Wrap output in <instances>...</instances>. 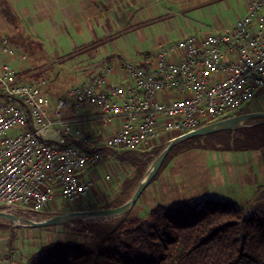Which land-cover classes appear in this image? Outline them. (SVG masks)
<instances>
[{
    "label": "built area",
    "instance_id": "built-area-1",
    "mask_svg": "<svg viewBox=\"0 0 264 264\" xmlns=\"http://www.w3.org/2000/svg\"><path fill=\"white\" fill-rule=\"evenodd\" d=\"M247 4L232 27L159 44L142 63L128 64L121 80L109 82V66L57 98L46 78L28 81L0 65L4 211L40 213L55 195L80 201L93 186L82 173L105 161L99 148L144 149L164 135L174 138L236 115L253 102L264 88V0ZM9 44L4 39L1 49L13 55ZM81 108L87 111L79 114ZM114 119L118 126L108 135ZM13 256L0 244V264H10Z\"/></svg>",
    "mask_w": 264,
    "mask_h": 264
},
{
    "label": "rangeland",
    "instance_id": "rangeland-1",
    "mask_svg": "<svg viewBox=\"0 0 264 264\" xmlns=\"http://www.w3.org/2000/svg\"><path fill=\"white\" fill-rule=\"evenodd\" d=\"M249 1L158 0L157 2L155 0L151 9L149 8L153 12L148 14L150 21L146 23V26L153 25L157 32L173 34V38H176L179 37L177 31L182 29H186L191 34L204 25H221V23L237 20L245 14ZM163 7L167 9L164 10ZM163 12L169 13L163 17ZM21 29L25 30L26 36L20 38L17 34L13 35V43L10 42L9 46L13 48L14 54L9 55L2 51L1 59L28 81L42 72V77L45 76L50 82L55 83L53 86L56 95L65 94L71 88L83 84L86 81V72L94 71L97 68L96 62L101 60L98 57L93 60L88 59L91 57L89 54L97 55V51L87 52V44L74 34L71 27L38 24L25 25ZM145 30L149 31L150 28ZM144 31L133 32L129 36V41L138 45L141 43L140 40H143L141 34H145ZM172 31L175 32L171 33ZM104 66L108 68L114 65L105 64ZM92 110L95 109L92 108ZM257 111H264V92L253 100L248 110V112ZM255 122L253 121L252 124ZM96 126L100 127L99 123ZM153 146H155L154 143H149L144 149L150 150ZM114 163L116 160L111 157L106 158L102 166L98 168L101 181L97 183L108 185L101 189L103 191L101 193L106 195L104 200L113 199L111 194L116 193L118 189L115 182L111 185L117 174ZM107 175L111 177V180L106 179ZM192 197L201 201L228 200L245 210H263L264 148L251 151H218L195 147L175 154L167 167L146 187L130 210L129 216L131 219L141 221L157 205L174 206ZM88 199L91 200L88 197L85 200L69 201L60 195H55L51 206L59 210L64 209L65 212L76 211L74 209L80 206H85L83 210L102 209L107 206L102 198L98 201L93 199L96 205L86 209ZM51 214L55 213H31L22 217L40 221L45 219L44 216L51 217ZM78 219L70 224H59L60 227L21 226L9 220L0 219L8 225L0 232V244L3 249L10 251L11 242L14 256L20 260L21 264H26L25 261L31 249L40 242L53 240L58 235V231H64L68 225L80 227L83 223L103 222L110 218ZM129 226L135 227L133 224ZM11 232L15 235L14 239L11 237Z\"/></svg>",
    "mask_w": 264,
    "mask_h": 264
},
{
    "label": "trees",
    "instance_id": "trees-1",
    "mask_svg": "<svg viewBox=\"0 0 264 264\" xmlns=\"http://www.w3.org/2000/svg\"><path fill=\"white\" fill-rule=\"evenodd\" d=\"M0 10L13 24L16 15L6 0ZM17 28V26H14ZM36 79L41 75L37 74ZM252 101L236 115L247 113ZM234 116V115H233ZM253 121H256L252 124ZM214 122V121H213ZM212 123V122H211ZM209 124V123H208ZM239 127L180 141L168 154L156 176L173 156L202 147L218 151H251L264 148V119H251ZM170 141L152 149L98 151L126 164L130 173L123 179L113 200L105 208L118 207L131 199L155 158ZM152 179V181L156 178ZM151 181V182H152ZM6 210L0 206V211ZM64 213L65 210H60ZM60 212L51 214L54 216ZM130 211L103 222L83 223L58 231L53 240L31 249L26 264H264V209L245 210L228 200L201 201L192 197L174 206L157 205L144 219L130 218ZM50 216H44L48 218ZM79 220L72 219L68 224ZM129 224L135 225L130 227ZM11 225V224H10ZM0 220V232L7 228ZM61 226V225H52ZM11 237L15 235L11 232ZM9 250L12 252L11 242Z\"/></svg>",
    "mask_w": 264,
    "mask_h": 264
},
{
    "label": "crops",
    "instance_id": "crops-1",
    "mask_svg": "<svg viewBox=\"0 0 264 264\" xmlns=\"http://www.w3.org/2000/svg\"><path fill=\"white\" fill-rule=\"evenodd\" d=\"M6 1L14 11L17 21L13 24L9 23L0 10V53H2L1 46L4 39H8L9 42H12V37L15 34H17L20 38L26 36L25 30L21 29L22 26L39 24L43 26L71 27L74 34H76L78 38H80L84 43L87 44V52L89 51V53H91L97 51V55L93 53V55L95 56L89 54L91 57H89L88 59L93 60L96 57L101 58V60L96 62L97 68L94 71L88 73L86 72V81L84 83L87 82L89 76L92 73L99 72L100 69L105 68V64L114 65L113 72L109 76V82H114L116 80L119 81L125 76L126 67L128 64H140L146 57H151L153 55L159 44L168 41H177L183 36L190 35V33L186 31V29H182L177 31L179 37L173 38V34L169 35L157 32L154 29L153 25L150 27L146 26V23L150 21L148 20V14L150 12H153V10L150 9L152 7V4L155 3V0ZM163 9L165 10L167 8L163 7ZM247 10L248 4L246 12ZM168 13L169 12H163V17H166L165 15ZM235 22L236 20L225 24L221 23V25H204L202 26V28L195 30V32L193 33L198 32V34H204L211 32L215 28L224 29L227 27H232ZM14 26H17L18 29H15ZM146 28H150V30L146 31ZM139 31H144L146 35L141 34L143 40H140L141 43L137 45L136 43L129 41V36L132 35L133 32L137 33ZM174 32L175 31H172L171 33ZM2 64L7 63H5L0 56V65ZM41 75H43L42 72ZM36 77L37 76L31 79V81L34 82L41 78H45V76H40L37 79ZM48 83L49 94L52 97L57 98L63 95V93L56 95L53 86L55 85V83H52V81L50 82V80H48ZM263 92L264 88L258 95L262 94ZM88 110L90 112L94 111L92 110V108H88ZM85 111H87V109L84 110V108H81L79 114H83ZM68 112L69 109H67L66 113ZM118 122L119 121L116 119L108 122L106 127V133L108 135H111L115 132L118 126ZM97 123L102 126L101 121H96L95 124ZM171 139H173L172 135H164L161 142H167ZM110 157L111 156L109 155L105 156V159ZM99 166L102 165L99 164L90 166L82 173V178L93 182V186L84 200L88 197L92 201L93 199L98 201V199L101 200L102 198L105 204H108L113 199L111 198L110 200L109 198H106L104 200V196L106 197V195L104 193H101L103 192L101 190L102 187L105 188V186L108 185H101L100 183H97L101 181L98 172ZM114 166H116L117 174L111 185H113L115 182V186L119 188L123 179L129 175L130 169L126 164H122L117 161L116 163H114ZM107 180H111V177ZM114 194L115 193L111 194L113 195V198ZM91 200L88 199V208L86 209H91L96 205V202H92ZM83 209H85V206H80L78 209L75 208L74 210L79 211ZM59 211L60 210L58 208L52 207L50 202V204L46 206L42 212L55 213ZM4 251L10 252L6 249H4ZM11 253L12 252H10V254ZM8 256L10 255L8 254ZM15 260H17V258L13 256L10 259V264H21L20 260H17V262H15ZM2 264L8 263L3 262Z\"/></svg>",
    "mask_w": 264,
    "mask_h": 264
},
{
    "label": "water",
    "instance_id": "water-1",
    "mask_svg": "<svg viewBox=\"0 0 264 264\" xmlns=\"http://www.w3.org/2000/svg\"><path fill=\"white\" fill-rule=\"evenodd\" d=\"M264 119V111L257 112H248L240 115H234L225 119H220L214 121L212 123L203 125L195 130L186 132L182 135L174 137L170 140L169 144L165 147V149L155 158L149 167L146 177L140 182L136 191L129 201L124 203L118 207L111 208H102V209H91V210H79V211H71L65 212L61 214H56L54 216L45 218L40 221H36L29 218H24L22 216L9 213L7 211H0V219L9 220L14 224H18L21 226H30V227H47L51 225H59L68 223L70 220L75 218H113L123 215L124 213L130 211L141 194L144 192L146 187L152 181V179L159 172L163 163L165 162L170 151L180 142L188 138L198 137V136H207L214 133H219L227 130H233L239 127H247L250 125H246L245 122L251 119Z\"/></svg>",
    "mask_w": 264,
    "mask_h": 264
}]
</instances>
